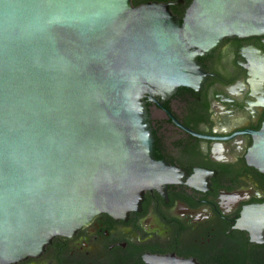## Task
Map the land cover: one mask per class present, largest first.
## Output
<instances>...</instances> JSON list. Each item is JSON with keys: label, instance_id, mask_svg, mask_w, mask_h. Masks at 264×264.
<instances>
[{"label": "water", "instance_id": "obj_1", "mask_svg": "<svg viewBox=\"0 0 264 264\" xmlns=\"http://www.w3.org/2000/svg\"><path fill=\"white\" fill-rule=\"evenodd\" d=\"M0 0V264L37 258L104 213L126 219L175 168L152 153L145 98L199 91L198 57L264 34V0ZM264 173V123L247 152ZM234 229L264 244V204ZM148 264H199L147 257Z\"/></svg>", "mask_w": 264, "mask_h": 264}, {"label": "flooded vegetation", "instance_id": "obj_2", "mask_svg": "<svg viewBox=\"0 0 264 264\" xmlns=\"http://www.w3.org/2000/svg\"><path fill=\"white\" fill-rule=\"evenodd\" d=\"M190 2L171 6L180 20ZM198 61L206 73L199 91L144 99L152 153L175 168L172 182L147 190L126 219L102 213L17 264H148L172 255L200 264L224 242L249 240L234 225L245 207L264 204V173L246 157L264 123V34L226 37Z\"/></svg>", "mask_w": 264, "mask_h": 264}, {"label": "trees", "instance_id": "obj_3", "mask_svg": "<svg viewBox=\"0 0 264 264\" xmlns=\"http://www.w3.org/2000/svg\"><path fill=\"white\" fill-rule=\"evenodd\" d=\"M145 0H132L134 6ZM190 0H186L187 4ZM173 14L179 16L171 8ZM200 264H264V245L251 244L247 237H239L224 242L221 248L214 249L208 258L199 259Z\"/></svg>", "mask_w": 264, "mask_h": 264}]
</instances>
